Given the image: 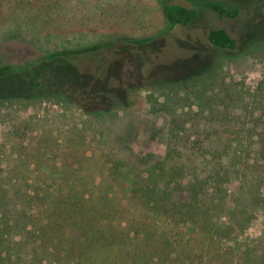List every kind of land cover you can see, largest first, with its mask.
I'll return each instance as SVG.
<instances>
[{
    "label": "rangeland",
    "instance_id": "rangeland-1",
    "mask_svg": "<svg viewBox=\"0 0 264 264\" xmlns=\"http://www.w3.org/2000/svg\"><path fill=\"white\" fill-rule=\"evenodd\" d=\"M203 1L0 0L3 63L22 65L47 52L102 41L154 39L143 49L118 54L117 48L106 50L105 70L95 72L97 64L91 57L72 61L80 74L81 88L67 77V70L44 67L42 72L49 77L63 78L67 97L28 98L31 100L19 104L0 102V173L22 170L29 177L27 185H32L31 174L52 170L61 176L54 180L56 184H69L67 180L73 178L85 186L115 187L108 178L106 159L123 161L129 173L137 175L168 155L174 157L168 152L169 117L153 112L148 95L174 89L216 68L224 76V86L220 82L208 92L213 102L201 115L192 105L196 116L182 119L188 121L196 138L204 133L218 136L222 125H235L238 120L250 129L256 142L252 151L264 153V0H223L239 7V15L233 20L220 19L204 9ZM164 3L195 8L197 17L187 27L171 29L161 14ZM214 29L225 30L234 39L235 50L212 47L207 34ZM94 78L102 79L103 89L117 96L115 102L110 104L109 98L92 95L88 80L96 82ZM35 89L29 88L26 78L0 80V96H30L37 93ZM183 95L184 91L178 92V97ZM194 101L190 96L186 104ZM110 106L115 109L109 110ZM178 149L181 160L189 166L192 158ZM257 157L255 161L250 158L249 165L229 185L225 203L234 214L226 224L242 243L263 254L264 219L254 202L257 192L264 193V154ZM116 197L124 205L123 217L144 219L137 202L126 204L121 193ZM179 232L191 250L207 255L217 249L194 232Z\"/></svg>",
    "mask_w": 264,
    "mask_h": 264
},
{
    "label": "trees",
    "instance_id": "trees-1",
    "mask_svg": "<svg viewBox=\"0 0 264 264\" xmlns=\"http://www.w3.org/2000/svg\"><path fill=\"white\" fill-rule=\"evenodd\" d=\"M202 6L225 20L235 19L240 12L238 6L223 0H205ZM161 14L172 29L190 25L197 10L164 3ZM153 41V37H138L61 48L22 65L0 61V80L26 78L31 90L38 89L36 97L11 93L1 95L0 102L19 104L31 100L28 98L67 97L63 78L49 77L42 72L44 67L67 70V77L80 86V74L72 61L91 57L97 72L107 69L103 67L106 50L117 48L118 54L143 49ZM207 42L221 51L236 48L234 39L223 29L210 30ZM218 69L177 84L174 89L148 95L153 112L169 117L168 152L174 157L168 155L137 175L129 173L123 161L106 159L108 178L115 187L85 186L73 178L67 180L69 184H56L54 180L61 176L52 170L31 174L32 185H27L29 177L22 170L0 173V264H264V253L258 254L253 245L242 243L226 224L234 211L225 203L229 185L242 168L249 165L250 158L264 153L252 151L256 142L250 129L238 120L235 125H222L218 136L204 133L196 138L188 121L182 119L196 116L191 112L192 105L199 115L209 108L213 98L208 92L220 82L224 86V76ZM101 80H88L90 92L94 97L109 98L112 104L117 96L103 89ZM179 91H184L182 97H178ZM190 96L195 101L186 104ZM178 147L192 158L189 166L181 160ZM117 193L126 204L137 202L144 219L123 217L124 205ZM254 207L264 219V193H256ZM179 229L196 233L205 244L217 245V249L207 255L191 250Z\"/></svg>",
    "mask_w": 264,
    "mask_h": 264
},
{
    "label": "water",
    "instance_id": "water-1",
    "mask_svg": "<svg viewBox=\"0 0 264 264\" xmlns=\"http://www.w3.org/2000/svg\"><path fill=\"white\" fill-rule=\"evenodd\" d=\"M89 88V87H88Z\"/></svg>",
    "mask_w": 264,
    "mask_h": 264
}]
</instances>
